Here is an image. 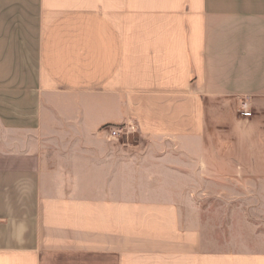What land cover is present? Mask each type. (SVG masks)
<instances>
[{"label": "crops", "instance_id": "1", "mask_svg": "<svg viewBox=\"0 0 264 264\" xmlns=\"http://www.w3.org/2000/svg\"><path fill=\"white\" fill-rule=\"evenodd\" d=\"M222 178L264 181V0H0V264H264Z\"/></svg>", "mask_w": 264, "mask_h": 264}, {"label": "rangeland", "instance_id": "2", "mask_svg": "<svg viewBox=\"0 0 264 264\" xmlns=\"http://www.w3.org/2000/svg\"><path fill=\"white\" fill-rule=\"evenodd\" d=\"M137 137L138 133L134 131L122 135L119 139L125 142H133ZM127 153L128 155L132 153L129 147ZM202 188L205 193L202 194L203 205H211L207 208V211L202 212V220L204 225L212 232L219 231L220 234H225L229 230L232 213L225 206L232 203L231 194L233 202H238V204H264V181L227 178L202 180ZM208 192L209 194H206ZM235 193H238L237 201L235 200ZM245 214L246 212H239L238 217Z\"/></svg>", "mask_w": 264, "mask_h": 264}, {"label": "built area", "instance_id": "3", "mask_svg": "<svg viewBox=\"0 0 264 264\" xmlns=\"http://www.w3.org/2000/svg\"><path fill=\"white\" fill-rule=\"evenodd\" d=\"M239 114L243 117L252 116L251 104L248 100L243 99L239 104ZM137 131L136 122H128L126 124L114 127L110 132L112 138L118 139L124 134H130L131 132Z\"/></svg>", "mask_w": 264, "mask_h": 264}]
</instances>
